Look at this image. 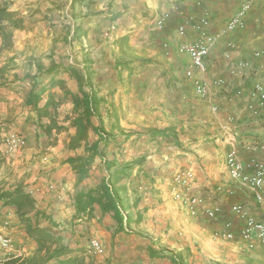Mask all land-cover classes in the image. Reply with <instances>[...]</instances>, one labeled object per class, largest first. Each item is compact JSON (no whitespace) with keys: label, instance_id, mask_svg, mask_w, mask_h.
I'll return each instance as SVG.
<instances>
[{"label":"crops","instance_id":"crops-1","mask_svg":"<svg viewBox=\"0 0 264 264\" xmlns=\"http://www.w3.org/2000/svg\"><path fill=\"white\" fill-rule=\"evenodd\" d=\"M6 1L28 25L13 30L9 47L2 48L0 37V231L15 249L30 254L35 243L8 199L32 189V222L93 264H172V254L183 264H264V243L241 240L243 219L230 209L240 204L264 223V197L258 202L225 167L230 147L240 159L264 164V116L246 110L247 91L264 75V0ZM244 4V26L224 32ZM199 17L209 20L207 34L217 36L206 68L196 72L207 83L204 96L185 77L190 60L179 50L196 38L189 20ZM182 24L184 35L177 32ZM91 94L97 114L89 116L85 139L72 144L74 120L85 122L84 105L74 107L73 99ZM96 127L107 134L105 144ZM9 130L25 136L21 152L4 151L1 138ZM96 141L103 157H94L77 185L67 160ZM125 163L128 175L112 186L128 226L118 230L112 212L98 203L78 214L73 196L92 189L99 196L111 170ZM180 167L194 171L190 193L204 197L196 216L179 211L166 192ZM209 207L216 218L204 214ZM224 222L231 223L230 240L215 236ZM91 239L101 243L94 255Z\"/></svg>","mask_w":264,"mask_h":264},{"label":"trees","instance_id":"trees-1","mask_svg":"<svg viewBox=\"0 0 264 264\" xmlns=\"http://www.w3.org/2000/svg\"><path fill=\"white\" fill-rule=\"evenodd\" d=\"M24 19L20 17L17 11L9 9L6 0L0 2V37L2 41V48L9 47L11 44V37L14 29L23 26ZM74 107L84 105V119L78 117L74 120L77 128L72 144H77L82 139H85L86 128L90 121L89 116L96 115L97 110L94 105V98L91 95L84 96L83 101L73 99ZM99 134V138L105 144L107 141V134L100 128H93ZM165 130L159 131L158 134L164 135ZM99 155L103 157L99 150L98 142L91 144L85 148L83 155L71 157L67 163L71 165L77 176L76 184L78 185L88 174L89 167L94 160V157ZM105 165L109 169L112 167L110 162L105 160ZM131 167L128 164H120L111 170L108 178L103 181L100 189L102 193L97 196L98 189H92L87 192L78 191L73 196V204L78 214L84 212L87 207L93 203H98L102 211H111L113 218L117 223L118 230H124L128 226L129 218L126 216L125 222L123 220L121 199L117 196L116 189L112 186V181L128 175ZM9 202L16 207V214L18 219L22 222L26 236L35 243V248L30 254L15 255L10 254L0 259V264H93L91 260H86L83 254L71 255V250L63 242L60 235L47 230L36 222H32L30 212L34 209V200L28 193L18 189L10 194ZM35 211V210H34ZM36 217L39 215L38 211L34 212ZM217 217V216H216ZM213 217L212 219L216 218ZM225 223V222H224ZM172 264H183L180 258L176 255H170L169 258Z\"/></svg>","mask_w":264,"mask_h":264},{"label":"built area","instance_id":"built-area-1","mask_svg":"<svg viewBox=\"0 0 264 264\" xmlns=\"http://www.w3.org/2000/svg\"><path fill=\"white\" fill-rule=\"evenodd\" d=\"M196 94L204 96L207 93V86L194 88ZM237 95H242L243 90L238 89ZM248 101L246 103V110L251 117L264 116V76L258 81L254 82L252 87L247 91ZM216 110V107H213ZM235 133L231 131L228 140L233 141ZM1 144L4 146V151L8 153L21 152L26 146V138L23 134L9 130L5 131L1 138ZM264 147V146H262ZM225 167L227 175L231 180L237 181L245 188L249 189L255 199L260 202L264 197V164L257 159L251 157L247 160H242L238 157L236 149L230 147L225 157ZM171 184V195L173 199L179 201L186 209L187 213L191 216H196L204 205V197L198 194L190 193V189L195 181V173L192 169L177 170L173 174ZM48 189L52 191L54 184L49 183ZM38 190V189H37ZM34 190H29L28 193H33ZM231 211L239 215L243 219L242 227L239 230V238L244 242H249L253 239L264 243V223L256 220L252 216L248 215L242 205L234 204L231 206ZM204 214L209 218H213L216 215L217 210L213 207L205 208ZM123 220L125 222L126 215L124 212ZM7 222L3 221V226H7ZM230 222L223 224V231L215 233L216 237H220L226 240L233 238V232L230 230ZM88 254L94 255L101 249V243L97 239H91L89 241ZM10 254L21 255L14 245L10 234L0 231V255L6 257ZM134 264V263H130Z\"/></svg>","mask_w":264,"mask_h":264},{"label":"bare ground","instance_id":"bare-ground-1","mask_svg":"<svg viewBox=\"0 0 264 264\" xmlns=\"http://www.w3.org/2000/svg\"><path fill=\"white\" fill-rule=\"evenodd\" d=\"M247 9H248V4L242 5L239 11H237L227 21L223 31L228 32L243 27L244 26L243 15ZM189 22H191V25L193 29L196 31L197 36L194 40L183 42L179 46L180 52L186 53L190 60L187 68L184 71V74L187 78L193 79V88L205 87L207 86V84L203 80L198 78L196 72L203 70L205 68L204 56L208 51L209 45L216 40L217 36L207 34V26L209 23L208 18L199 17L196 20L190 19ZM177 32L180 35H184L185 24L180 25L177 28ZM105 34L107 35L108 31ZM240 65L242 67L248 66V64L245 62H241Z\"/></svg>","mask_w":264,"mask_h":264},{"label":"rangeland","instance_id":"rangeland-1","mask_svg":"<svg viewBox=\"0 0 264 264\" xmlns=\"http://www.w3.org/2000/svg\"><path fill=\"white\" fill-rule=\"evenodd\" d=\"M24 27H26V26H28L27 24L26 25H23ZM22 26V27H23ZM206 68V67H205ZM186 77V76H185ZM203 81H205V80H203ZM206 82V81H205ZM207 84V83H206ZM177 170H182V168L180 167V168H177L176 170H174L173 172H171L170 173V177L167 179V186H166V192L168 193V195L170 196V198L172 197V195H171V184H172V178H173V174L177 171ZM192 188H193V185H192V187H191V189H190V192H191V190H192ZM173 198V197H172ZM174 201H175V203H176V206H177V209L179 210V211H182V212H184L185 214H187L186 213V210H185V207L179 202V201H177V200H175V199H173Z\"/></svg>","mask_w":264,"mask_h":264}]
</instances>
